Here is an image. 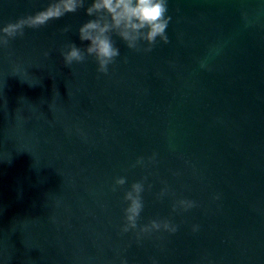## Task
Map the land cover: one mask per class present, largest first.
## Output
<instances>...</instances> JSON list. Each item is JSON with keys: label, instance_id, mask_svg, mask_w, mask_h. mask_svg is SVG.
I'll use <instances>...</instances> for the list:
<instances>
[{"label": "water", "instance_id": "1", "mask_svg": "<svg viewBox=\"0 0 264 264\" xmlns=\"http://www.w3.org/2000/svg\"><path fill=\"white\" fill-rule=\"evenodd\" d=\"M49 3L0 0V27ZM167 14L151 52L114 35L107 74L63 64L65 44L88 43L83 8L0 48V264H264V0H168ZM144 177L138 225L175 233L121 232ZM181 198L197 206L173 212Z\"/></svg>", "mask_w": 264, "mask_h": 264}, {"label": "clouds", "instance_id": "2", "mask_svg": "<svg viewBox=\"0 0 264 264\" xmlns=\"http://www.w3.org/2000/svg\"><path fill=\"white\" fill-rule=\"evenodd\" d=\"M81 8L87 16L92 17L78 29L79 40L88 43L83 48L74 42L64 45L60 54L66 67H70L73 63H83L88 57H92L98 66L97 71L107 74L108 66L120 55V50L113 40L114 35L119 37L127 48L137 52H151L158 39L164 44L169 43L166 34L171 20V16L167 14L168 0H91L90 3L88 0H50L45 9L0 27V48H6L11 40L23 37L26 28L38 29L53 19L75 13ZM68 30V28L63 29L64 32ZM142 42H146V46L142 47ZM45 55L47 56L48 53ZM201 67H206L203 61ZM155 160L156 156L153 154L148 158V163H154ZM137 165L145 166L143 157L138 158L132 167ZM146 179L144 177L132 183L123 196L127 206L123 209L124 223L120 230L122 233L135 232L137 240L153 232L175 233L178 227L168 219H153L145 225H138L144 208L142 193L145 191ZM126 182L125 177L115 178L112 191L123 187ZM148 187L150 188L151 185ZM167 194L168 189L163 188L157 198ZM214 199L219 197L216 196ZM196 206L195 201L181 198L173 203L172 211H188ZM198 230L199 225H193L192 231ZM121 264H127V261L122 260Z\"/></svg>", "mask_w": 264, "mask_h": 264}]
</instances>
